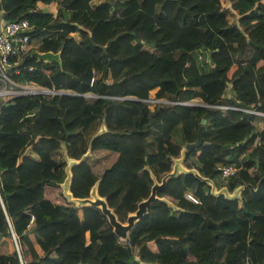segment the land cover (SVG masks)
<instances>
[{
    "label": "trees",
    "instance_id": "trees-1",
    "mask_svg": "<svg viewBox=\"0 0 264 264\" xmlns=\"http://www.w3.org/2000/svg\"><path fill=\"white\" fill-rule=\"evenodd\" d=\"M49 2L54 11L39 5ZM0 15L48 31L12 79L59 91L0 106V264H264V181L248 187L264 176V122L212 107L264 113V0H0ZM199 47L211 52L207 72L190 54ZM150 91L167 104L146 103ZM42 108L53 115L37 129ZM201 118L202 143L183 163L237 196L179 174L156 193L173 206L150 204L124 242L99 210L63 197L64 168L78 161L70 195L95 185L124 223ZM218 164H233L234 176L221 180Z\"/></svg>",
    "mask_w": 264,
    "mask_h": 264
},
{
    "label": "water",
    "instance_id": "water-1",
    "mask_svg": "<svg viewBox=\"0 0 264 264\" xmlns=\"http://www.w3.org/2000/svg\"><path fill=\"white\" fill-rule=\"evenodd\" d=\"M31 55L34 56L37 60H40L42 62H56L58 65L61 64L59 54L57 52L55 53L50 51L38 52L34 50L31 52ZM210 57H211V52H208V59L211 64ZM41 93L43 92L36 94H41ZM47 94H51V93H47ZM30 95H35V94H30ZM123 99H130V98H123ZM188 105H193V104H188ZM204 125H205V119L201 118L199 121V126L196 130L195 140L193 142H187L184 144V146L180 150L178 158L173 159L171 170L163 174V176L160 178L159 181H157L155 178L152 177V184L150 186L148 195L137 203L136 208L133 212L127 214L124 223L119 222L117 220L112 210L107 206L105 199L97 195L95 188L92 189L90 195L85 198H74L70 195L68 191L69 180H70V169L72 165L76 164L78 161L69 160L67 162L64 168L65 178L61 184V193L63 197L66 199V202L68 203H73L77 207H91L99 210L100 213L106 218L109 226L111 227L112 232L121 242H124L127 239V235L129 231L133 228L134 224L147 213V208L150 204H153L155 202H163L169 206H173L166 199L159 198L156 193L157 190H159L165 185L168 179L176 178L179 174L191 173L199 180L209 184L210 186L209 191L211 194H223V196L226 198H233L236 196L237 191H234L231 194H229L227 189L224 187H221L217 191H215L213 183L208 178L200 177L194 169L192 168L186 169L182 166L184 153L188 151L190 148L197 147L202 143L201 135L204 129ZM262 181H264V176H260L256 184V187L254 189L251 186L248 187L250 188L251 191H253V193H257L259 191L260 184Z\"/></svg>",
    "mask_w": 264,
    "mask_h": 264
},
{
    "label": "built area",
    "instance_id": "built-area-1",
    "mask_svg": "<svg viewBox=\"0 0 264 264\" xmlns=\"http://www.w3.org/2000/svg\"><path fill=\"white\" fill-rule=\"evenodd\" d=\"M48 35V31L42 28L38 33H33L27 20L20 19L15 21H6L0 15V106L17 96H24L43 92L41 94H56L59 91H52L40 86H31L25 82H16L12 79L11 74L16 73V62L21 54L31 48H35L43 37ZM145 102H161L159 99H147ZM212 107L224 109H236L254 116L264 117V113L252 108H241L230 105H213ZM218 176L221 180L232 178L236 172L233 164H218L216 166ZM183 197L197 204L198 200L189 193Z\"/></svg>",
    "mask_w": 264,
    "mask_h": 264
},
{
    "label": "rangeland",
    "instance_id": "rangeland-1",
    "mask_svg": "<svg viewBox=\"0 0 264 264\" xmlns=\"http://www.w3.org/2000/svg\"><path fill=\"white\" fill-rule=\"evenodd\" d=\"M220 2H221V4H223L224 3V0H220ZM40 6H43V7H46L47 9H49L50 11H54V2H49V3H47L46 5H43V4H39ZM247 24H249V23H241V27H244V26H246ZM225 49H222V54H225ZM191 56L193 57V59H194V61H195V63H196V65H197V68H198V70L200 71V72H207V70H209V69H207V68H211L212 66L211 65H209L208 64V51L206 50V49H204V48H201V47H199V48H196V49H194L193 51H191ZM150 99H154L153 98V91H150ZM85 97L87 98V99H91L92 98V95L91 94H87V95H85ZM156 99V98H155ZM161 102H162V100H161ZM146 103H148L149 105H151V103H149V102H146ZM164 103H166L167 104V102H164ZM53 115V113H52V110H50V109H48V108H42L41 110H40V112H39V118H38V124H37V129H39L41 126H42V124H44L45 122H47V119L50 117V116H52ZM262 119H260V118H258V120L257 121H255V125L257 126V127H259L260 126V121H261ZM183 166L186 168V166L184 165V163H183ZM171 169V168H170ZM224 181V180H223ZM226 182V181H225ZM96 186L94 185V186H92L91 188H90V192H89V195H90V193H91V191H92V189H94ZM224 188H226V186H223ZM221 188V187H220ZM96 190V189H95ZM217 191V190H216ZM234 191H237V194H238V190H234ZM233 191V192H234ZM229 193V192H228ZM232 192H230L229 194H231ZM237 194H236V196H237Z\"/></svg>",
    "mask_w": 264,
    "mask_h": 264
},
{
    "label": "crops",
    "instance_id": "crops-1",
    "mask_svg": "<svg viewBox=\"0 0 264 264\" xmlns=\"http://www.w3.org/2000/svg\"><path fill=\"white\" fill-rule=\"evenodd\" d=\"M225 54H223V55H226L227 54V52H228V49H225ZM207 69H209V68H207ZM207 71H209V70H207ZM162 102H164V101H162ZM234 107H237V106H234ZM219 109H223V110H226V109H224V108H219ZM227 110H236V109H227ZM240 111V110H239ZM243 112V111H242ZM255 118L253 119V121L251 122V124L256 128V129H260L261 128V126H262V123L264 122V117H259V116H254ZM258 118H260V119H262L261 121H260V126L259 127H257L256 125H255V121H257L258 120ZM178 158V157H177ZM173 161V160H172ZM182 166H183V163H182ZM184 167V166H183ZM185 168V167H184ZM187 169V168H186ZM171 170V169H170ZM227 189V188H226ZM214 190H215V188H214ZM218 190V189H217ZM216 191V190H215ZM228 191V190H227Z\"/></svg>",
    "mask_w": 264,
    "mask_h": 264
}]
</instances>
